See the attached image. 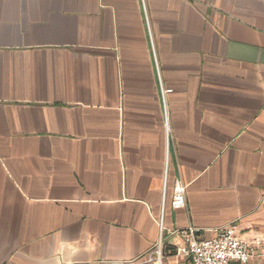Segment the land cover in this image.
I'll return each instance as SVG.
<instances>
[{
    "label": "crops",
    "instance_id": "obj_1",
    "mask_svg": "<svg viewBox=\"0 0 264 264\" xmlns=\"http://www.w3.org/2000/svg\"><path fill=\"white\" fill-rule=\"evenodd\" d=\"M229 223L264 237V0H0V264H190Z\"/></svg>",
    "mask_w": 264,
    "mask_h": 264
},
{
    "label": "built area",
    "instance_id": "obj_2",
    "mask_svg": "<svg viewBox=\"0 0 264 264\" xmlns=\"http://www.w3.org/2000/svg\"><path fill=\"white\" fill-rule=\"evenodd\" d=\"M185 185L176 181L171 188L169 205L171 208L185 206ZM161 205V215L158 227L162 232L163 209L165 207L166 195ZM187 245L178 247L174 255H181L190 264H250L257 257L264 256V237L256 235L251 239L241 238L237 234L236 225L229 223L217 228L208 238L198 237L195 229L184 231ZM145 254L143 259L130 261L125 264H161L164 255V244L161 236Z\"/></svg>",
    "mask_w": 264,
    "mask_h": 264
}]
</instances>
